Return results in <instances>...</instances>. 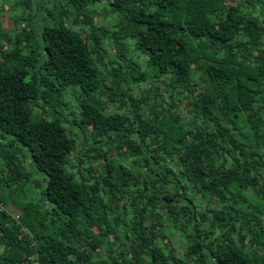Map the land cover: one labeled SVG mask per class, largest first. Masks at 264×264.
<instances>
[{
  "label": "trees",
  "instance_id": "1",
  "mask_svg": "<svg viewBox=\"0 0 264 264\" xmlns=\"http://www.w3.org/2000/svg\"><path fill=\"white\" fill-rule=\"evenodd\" d=\"M30 1L0 34V175L27 199L0 189V264H264V0H38L37 33Z\"/></svg>",
  "mask_w": 264,
  "mask_h": 264
},
{
  "label": "rangeland",
  "instance_id": "2",
  "mask_svg": "<svg viewBox=\"0 0 264 264\" xmlns=\"http://www.w3.org/2000/svg\"><path fill=\"white\" fill-rule=\"evenodd\" d=\"M24 0H0V34L3 36L5 33H7L8 31H10L12 34H16V30L18 32L21 31L20 26H22V23H19V17L22 15H25L28 13L27 9H26V5L23 3ZM43 2H38V0H31L30 1V7L31 8H38V6L40 7V13L37 15V19H36V25L34 26V30L35 32H39L42 28V25L46 23L45 19L46 17V13L47 10H52L53 5L52 4H43ZM91 11H94V15H92V23L94 26L96 27H105L106 29H111L113 27V24L111 23V16L108 15V13L103 12V8L100 5H97L93 8H90ZM106 10V9H105ZM60 6H57V10L56 12H60ZM255 12H257V10H255ZM45 14V16H44ZM262 18V17H261ZM104 24V25H103ZM18 25V26H17ZM33 39L36 41V43H39V38L37 37H33ZM32 46V45H31ZM107 52L108 54L111 53V56L113 57L114 51H110V47L107 46ZM132 50L135 51V54H133V57H138L139 54L137 53V51L132 47ZM107 55H104V63L106 65L109 64L110 59H112L111 57H109ZM129 57H131V55H128ZM145 56V55H144ZM116 58V57H115ZM114 59V58H113ZM134 60V59H133ZM135 61V60H134ZM137 63L140 66V69H146L147 67H145V59L143 57H139L137 58ZM114 66H116V64H114ZM147 70V69H146ZM103 73V71H102ZM105 81H107L106 78H104ZM160 88H162V86H160ZM64 94L65 99L68 101V108L67 111H70L72 109L78 108L80 103L83 101H87V100H91V96L85 95L83 94L79 88L74 87V86H70L68 88H66ZM144 95H146V93H143ZM114 112H119L121 113L122 111L118 110V109H114L111 108ZM74 129H71V126L67 127L66 126V131H67V135L69 137H71L72 139H76L77 137L75 136L76 131H78L75 127H73ZM13 150L17 153V155L19 156H24L25 159L28 158L27 155V151L25 150V148H23L21 145L15 144L14 148L11 149V152H13ZM28 160V159H27ZM25 160V161H27ZM3 167V161L0 160V168ZM28 172L31 173V180H32V184L34 185V189L31 193H29V199H33V200H37L39 199V192L41 190H43L44 188V184H45V177L43 176V174H41L40 172L36 171L33 167L29 166ZM6 181L3 180L1 178L0 175V189L2 190L3 195L6 196H10V191H13L14 193H12V198L15 200H19L21 204H25L27 199H21V194L19 191L14 189L16 188V186H8L6 183ZM8 198V197H7Z\"/></svg>",
  "mask_w": 264,
  "mask_h": 264
},
{
  "label": "built area",
  "instance_id": "3",
  "mask_svg": "<svg viewBox=\"0 0 264 264\" xmlns=\"http://www.w3.org/2000/svg\"><path fill=\"white\" fill-rule=\"evenodd\" d=\"M21 264H38V263L32 262V259H28L26 262L21 263Z\"/></svg>",
  "mask_w": 264,
  "mask_h": 264
}]
</instances>
